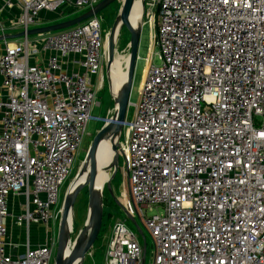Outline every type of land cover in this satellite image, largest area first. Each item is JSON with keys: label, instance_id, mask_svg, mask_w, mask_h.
<instances>
[{"label": "built area", "instance_id": "1", "mask_svg": "<svg viewBox=\"0 0 264 264\" xmlns=\"http://www.w3.org/2000/svg\"><path fill=\"white\" fill-rule=\"evenodd\" d=\"M17 1L26 31L43 12L100 0ZM145 1L160 63L146 57L122 122V206L151 237L149 264H264V0ZM71 56L80 70L64 69ZM106 60L97 15L0 53V264H53L52 244L30 246V226L56 222L87 122L112 114H91ZM8 223L24 228L22 251L6 242ZM145 255L113 222L102 264Z\"/></svg>", "mask_w": 264, "mask_h": 264}, {"label": "rangeland", "instance_id": "2", "mask_svg": "<svg viewBox=\"0 0 264 264\" xmlns=\"http://www.w3.org/2000/svg\"><path fill=\"white\" fill-rule=\"evenodd\" d=\"M137 3H142L140 0L137 1ZM135 3V4H137ZM121 5V0H116L112 3H110L105 9L100 11L97 14V17L100 19V26H101V32L104 39V46L107 41V35L106 33L109 31L112 22L117 14V11ZM66 9V8H65ZM148 9V3L143 0L142 4V15H141V31H140V38H139V45L137 50V58L135 60L134 70H133V76H132V85H131V92H130V100L135 102L138 96V89L143 73V69L146 65V57L151 52V60L150 63L153 65H158L160 63V59L158 58L159 55V48L155 41L153 40V35L156 27V14L155 19H152L149 21V16L144 13ZM66 11L68 12H43V16L37 20L35 25L33 26H41L46 25L49 23H54L62 20H66L69 18L74 17L73 13H69V9L67 8ZM32 26V27H33ZM31 27V28H32ZM106 36V37H105ZM32 37V36H31ZM129 41V32L126 28H123L118 35V38L115 42V54L113 58V66L115 72L118 74H125L126 75V65H127V58H128V47L127 43ZM105 49V48H104ZM121 55V56H120ZM105 63L103 62L102 70H103V84L101 87L97 88L96 90V101L100 103L99 106H95L91 114L94 116L102 117L106 115V112L109 110L110 104L112 103L109 88H108V82L106 79V71H105ZM96 89V86H95ZM112 95V94H111ZM112 109V108H110ZM102 124L101 121L91 119L86 124V134L84 135L83 142L81 144V150L76 156V161L74 162L72 171L70 173V176L65 180L64 188L66 189L65 192L70 188L71 180H74V175H76V172L78 171V167L80 166V163L83 161L85 152L84 149L87 148L88 144L90 143L95 131L100 127ZM87 133L89 135H87ZM120 142L124 140V135L120 136ZM105 157L103 156L102 159ZM122 158L119 157L118 154V167L116 174L112 181L110 182L112 193L115 196V199H117L122 205L123 202L128 194V185L126 180L122 177L121 168H122ZM70 183V184H69ZM69 185V186H68ZM63 189V188H62ZM60 197L62 200V191L60 193ZM87 199H88V191L87 187H84L81 189V191L77 194L76 200L73 205L72 212L69 215L71 218V222L73 223V232L70 233L71 240H67L69 242V247L67 249V253L70 250L71 245L74 243L75 235L77 236L80 232L79 229L82 230L83 224L87 217ZM111 197L109 192L107 191L106 184L103 185V219H102V225L101 229L99 231V234L92 245V247L89 249V251L86 253L85 258L83 260V264H102L103 262V255H104V247H105V241L108 239V236L110 234V230L112 227L113 222H115L118 219H122L126 226L131 229L134 233L138 236V241L141 245H143V242L145 243L146 248V255H145V263L149 264L151 260V245L152 240L148 232L145 230V228L142 226V223L139 221L137 217H133L135 220L134 224L130 218L127 217V215L124 213L123 209L116 203V200ZM22 201L21 197H13L9 198L8 204L11 210L13 211H20L22 210V206L19 205V202ZM59 217L60 214L55 222V224L49 223V226L45 225H31L29 230V238L35 236L42 239H47L48 243L52 240V245L55 248L56 247V241H57V232H58V225H59ZM22 228V226H20ZM23 229V240L21 242L25 241V230ZM79 231V232H78ZM14 232H19L18 227H15L14 229H10V223H8L7 227V236L5 238L6 242L8 244L13 243L14 241L11 240ZM20 235L18 236V238ZM30 238V239H31ZM17 243V242H16ZM53 262V258L51 260V263Z\"/></svg>", "mask_w": 264, "mask_h": 264}, {"label": "water", "instance_id": "3", "mask_svg": "<svg viewBox=\"0 0 264 264\" xmlns=\"http://www.w3.org/2000/svg\"><path fill=\"white\" fill-rule=\"evenodd\" d=\"M116 0H100L93 7L77 14L76 16L54 22L46 25H41L37 27H32L25 30H20L12 33H1L0 41L15 40L25 35L33 36L40 35L44 33H49L52 31L62 30L73 25H76L86 19L97 15L100 11L105 9L110 3ZM134 0H122L121 5L117 11V14L112 22V25L107 35V60L105 63L106 79L108 82V88L110 93V80L108 76V68L112 62L115 54V42L118 38L119 32L126 28L129 32V41L127 43L128 47V65L126 68V76L120 85L117 98H114L111 93L110 97L113 102L112 114L105 120L100 127L95 131L90 143L86 148V156L84 157L83 164L79 168L75 178H79L84 175V178L77 182L73 189H68L63 197L61 205V213L59 217V225L57 232L56 247L54 250L53 264H83L86 253L94 244L102 225L103 219V189L102 192H97L94 190V179L97 171L96 166V147L100 140L109 138L112 143L111 148L114 152L112 160L109 164L104 166L105 169L111 170L109 178L106 180V188L113 199H115L112 193L110 182L114 178L117 167H118V154H117V141L122 132V122L126 116L127 107L129 104L132 76L135 65V60L137 58V50L139 45L141 23L136 26L132 25L129 21V14L133 6ZM143 4V0H142ZM72 13V11L70 12ZM75 13V12H73ZM87 187L88 199H87V217L83 224V229L85 227L89 228L88 234L83 240L77 243H73L70 247L68 253H65V245L67 240H71V234L66 233L64 229V224L68 218L70 212H72L74 202L76 200L77 194L82 188ZM116 203L123 209L124 213L127 215L131 221L135 223V220L130 216L122 204L117 200ZM81 229H79L80 231ZM78 231V232H79ZM75 239L78 236L75 235ZM144 248V247H143ZM144 258H142L143 262Z\"/></svg>", "mask_w": 264, "mask_h": 264}, {"label": "bare ground", "instance_id": "4", "mask_svg": "<svg viewBox=\"0 0 264 264\" xmlns=\"http://www.w3.org/2000/svg\"><path fill=\"white\" fill-rule=\"evenodd\" d=\"M137 1L140 2V0H134L133 6H132L130 14H129V21L134 26H136L137 24L139 25V23H141V15H142V3L141 4L137 3ZM135 3H137V4H135ZM44 34H46V33H44ZM104 48H105L104 49L105 53L107 54V41H106V44H105ZM127 65H128V58H127ZM127 65H126V68H127ZM108 76H109V80H110L111 94H112V96L114 98H117L116 96L118 94L120 85L123 82V80L125 79L126 75L125 74H118L117 72H115L114 66H113V60H112V62L109 65V68H108ZM129 102H131L130 98H129ZM111 144L112 143L109 141V138H106V139L100 140L98 145H97V147H96V166H97V171H96V175H95V179H94V190L97 191V192H99V191L102 192L103 185L105 184L106 180L109 178V176L111 174V170H107V169L104 168V166H106L107 164L110 163V161L112 160L113 154H114V152H113V150L111 148ZM107 149L110 152L109 153V157L104 158L103 161L102 160L98 161V157H100V155L103 154V152H106ZM117 154H118V151H117ZM85 156H86V152H85ZM82 164H83V161L80 163V166L78 167V170L82 166ZM77 172H76V174H77ZM84 175L85 174H83L79 178V180H78V178H75L76 175H74V180L73 181L71 180L70 183H72V184H71L69 189H73L76 186L77 182L84 178ZM60 210H61V207H60ZM60 213H61V211H60ZM70 214L71 213H69V215ZM69 215H68V218H67V220H66V222L64 224V229H65L66 233L70 234V233L73 232V223L71 222V218H70ZM53 224H55V222ZM88 231H89L88 227H85L84 229L82 228V230H80V232L77 235L78 238L75 239L74 242L77 243L80 240H83L84 237L88 234ZM110 232H111V230H110ZM109 236H110V234H109ZM48 244L49 245L52 244V240ZM68 247H69V242H67L66 245H65V253H67ZM141 247L145 248V243L144 242H143V245H141Z\"/></svg>", "mask_w": 264, "mask_h": 264}, {"label": "crops", "instance_id": "5", "mask_svg": "<svg viewBox=\"0 0 264 264\" xmlns=\"http://www.w3.org/2000/svg\"><path fill=\"white\" fill-rule=\"evenodd\" d=\"M70 10L69 12H71ZM20 12H21V7L17 0H0V34L17 32L20 30L18 25V18L20 16ZM41 16H43V14H40V17ZM12 41L11 40L0 41V53L4 51L5 47L11 45ZM61 61L65 70H76V71L80 70L79 56H71L69 58H63ZM0 87H1V77H0ZM1 97H2V93L0 90V99ZM33 225H44V224H33ZM45 226H49V225H45ZM19 235L20 237L18 238ZM11 236H13L11 240L19 244L17 251H22L23 242L21 241L23 240L22 237L23 229L20 228L19 232H14L13 235ZM30 238H29L30 246L48 244L47 239H42L35 236H33L31 239Z\"/></svg>", "mask_w": 264, "mask_h": 264}, {"label": "flooded vegetation", "instance_id": "6", "mask_svg": "<svg viewBox=\"0 0 264 264\" xmlns=\"http://www.w3.org/2000/svg\"><path fill=\"white\" fill-rule=\"evenodd\" d=\"M121 56V55H120ZM86 149H84V151H85ZM109 151H108V149H107V151L106 152H103V154H101L100 155V157H98V161H103L104 159H102L103 158V156L105 157V158H107V157H109Z\"/></svg>", "mask_w": 264, "mask_h": 264}, {"label": "trees", "instance_id": "7", "mask_svg": "<svg viewBox=\"0 0 264 264\" xmlns=\"http://www.w3.org/2000/svg\"><path fill=\"white\" fill-rule=\"evenodd\" d=\"M77 14H79V12L77 13H73L74 16H76ZM112 102V101H111ZM113 107V102L110 104V107L109 108H112ZM112 181V180H111Z\"/></svg>", "mask_w": 264, "mask_h": 264}]
</instances>
